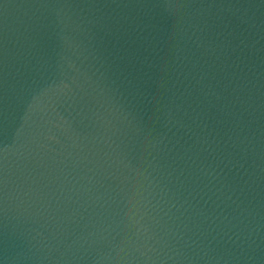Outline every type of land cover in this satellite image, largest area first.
<instances>
[{"label": "water", "instance_id": "obj_1", "mask_svg": "<svg viewBox=\"0 0 264 264\" xmlns=\"http://www.w3.org/2000/svg\"><path fill=\"white\" fill-rule=\"evenodd\" d=\"M0 264H264V0H0Z\"/></svg>", "mask_w": 264, "mask_h": 264}]
</instances>
